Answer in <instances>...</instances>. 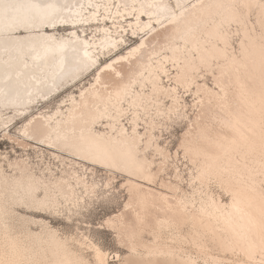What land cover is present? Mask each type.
Listing matches in <instances>:
<instances>
[{
	"label": "snow or ice",
	"instance_id": "6c2138e0",
	"mask_svg": "<svg viewBox=\"0 0 264 264\" xmlns=\"http://www.w3.org/2000/svg\"><path fill=\"white\" fill-rule=\"evenodd\" d=\"M71 7L56 0H0V51L9 57L6 72L13 60L28 67L29 59L40 71L23 84L13 83L8 75L0 89V109L18 110L21 88L32 104L93 71L96 83L90 92L95 102L84 120L93 127L87 129V136L82 130L79 138L74 129L71 137L58 129L52 146L91 160L105 171L89 182L86 175L72 174L68 168L37 167L23 153L15 161L10 154H0V264H200L191 252L175 247V240L143 250L138 241L156 235V228L161 233H183L189 216L193 225L211 219L209 208L215 201H207V193L201 191L197 208L196 189L207 184L208 191H213V178L222 174H227L231 198L224 206L225 218L229 224L242 223L226 233L206 231L194 246L212 253L204 264H264V0H152L142 4L135 17L131 35H140L138 47L130 48L127 55L116 51L124 40H112L109 34L98 52L90 54V43L79 41L84 55L65 77L69 44L45 30L86 23V19L77 21L62 14ZM140 15H147L148 23L142 25ZM148 47L155 58L149 56L137 64L143 61L137 54ZM105 54L109 59L101 61L100 55ZM52 62L59 63L61 73L49 77L41 65ZM205 94L209 105L214 104L221 114L216 120L219 127L210 130L209 142L219 149L212 159L228 161L224 167L201 162L199 152L190 156L185 141L174 136L188 117L186 98L200 97L198 103L203 104ZM105 120L106 127H119L123 144L119 153L102 147L105 137L93 131ZM32 124L29 120L24 125L22 135L29 141L49 143L47 127L29 131ZM4 138L9 139L6 133ZM12 139L13 149L17 144L24 146L20 137ZM180 165L191 166V176H181ZM165 174L169 179L162 184ZM142 182L160 184L177 194L186 189L187 194L180 199L164 197L169 215L160 219L154 214L155 204L138 196ZM40 234L49 236L54 246L32 243Z\"/></svg>",
	"mask_w": 264,
	"mask_h": 264
},
{
	"label": "bare ground",
	"instance_id": "6f19581e",
	"mask_svg": "<svg viewBox=\"0 0 264 264\" xmlns=\"http://www.w3.org/2000/svg\"><path fill=\"white\" fill-rule=\"evenodd\" d=\"M56 2L60 4H68L70 6H74V7H71L69 10H65L62 13L64 16H67L70 19L75 18L77 21H79L80 19L87 20L86 23L76 22V23L58 24L55 29L45 30V34L54 35L58 39H62L68 42L69 44L68 59L63 65V73L65 74V77H66L67 75L71 74L72 67H73L75 60L78 58H82L84 55L83 45L80 44L79 41H85V40L88 41L91 45L88 48L89 53L90 54L97 53L98 46L101 45L102 41H105L108 38L109 34H111L112 40H118L117 36L114 35V33L117 32V29L112 30L111 27L107 25L106 18L110 20L114 28H116L117 26L123 27V25L121 24V20L124 19L125 14L126 15L132 14V17L130 20L127 21L126 19H124V21H127L128 25H131L132 26L131 28H134L136 26L135 17L137 14L140 13V6L142 4L151 3L152 0H56ZM192 2H195V0H192ZM90 4L99 5L100 7L98 9L89 8L88 5ZM80 5H84V8H80ZM133 6H135V12H133ZM94 12H98L99 14L97 16H93ZM77 13H79V15H77ZM145 16H146V19L144 18ZM133 19L134 21H132ZM140 21L142 25L148 23L147 15H140ZM98 22H100V25H97L95 27L96 32L94 31L93 34H91L90 36H87L85 33V29L83 27L84 26L89 27L93 24L94 25L97 24ZM60 26L66 27L65 34L59 33L58 28ZM153 27L159 30L158 25L155 26V24H153ZM79 28L81 29V34H79L78 32ZM72 33H75L76 35L72 36ZM119 37L120 39L122 38L121 35H119ZM150 39L151 37H149V40ZM145 43H147V41H145ZM138 46H139V42L129 46L128 48H126L127 50L123 54L127 55V52L130 48L138 47ZM157 51H159V49H157ZM137 55H141L143 57V61H138L137 64L141 62H146L149 56H153L155 58V54L151 51L150 47L141 50V53H138ZM8 59L9 57L4 52L0 51V89L5 87L4 82L7 79L8 75L12 76L13 83L19 80L21 84L28 81L30 77H32L33 75H37V76L40 75V71H38L37 69L33 67V62L31 61V59L27 61L28 67H25L22 61L13 60L12 67L6 72L5 61H7ZM41 70L47 76L51 77L53 73L58 74V75L61 73V66L59 65L58 62H52L50 64H42ZM91 73H93V71L84 73L79 78L75 80H71L66 84H63L58 90H54L52 95L56 94L57 92L63 89H67L70 86L80 83L82 79H84L87 75ZM57 83H59V80H57ZM95 83L96 81L94 79V75L92 74V80L91 82H89L87 86H82L79 89V93L76 96L72 94L69 95V98L67 99L66 107L64 108V110L62 109V106L59 105L51 113L45 114V113L40 112L38 115H32L29 118V120L33 121V124L29 126L28 130L31 131L33 127H45L46 126L48 129V132H50L51 135L49 137L50 142L44 143V145L49 150L56 149V150L61 151L60 147L52 146L53 143L57 142L56 133L58 129L61 130L63 133H66L70 137L73 136V129H74L75 138H79L82 130L84 131V135L87 136L88 135L87 129L93 126L91 124L85 125L84 120L87 119V113L91 110L95 102L94 96L90 92V89ZM51 84H52V81L51 79H49L48 86H51ZM208 87L211 88L209 85ZM20 91H21L22 106L18 110L12 109V111L16 112V114L19 111L27 109L34 103L33 102L32 104H28L27 92L23 88H21ZM82 92L85 94L83 100L81 99ZM100 92L102 95L104 94V90L102 88L100 89ZM232 99H233V92L230 90L229 100L231 101ZM41 100H45V99H41ZM199 100H200V97H197L193 103V105L197 106L198 111L196 115L194 116V119L190 120V122L187 124L188 127L185 130V132L182 134L181 140L185 141L186 145L191 149L190 156H195V154L199 152L201 153L200 157H202L201 162H207L211 164L213 167H218V166L224 167L228 164V161L223 158H221L219 161L212 159V157L219 154V149L215 145L209 142L210 130L212 129L213 125L216 124V120L219 118L221 114L219 113V110L216 108L214 104L211 106L209 105L207 94H205L203 97V101H204L203 104L198 103ZM85 105H87L88 107H85ZM5 110H8V109H0V125L2 126L7 122L12 121L14 117L13 115H7L3 117V114H4L3 111ZM6 117L7 119H5ZM29 120L24 125L28 124ZM108 123L109 122L105 120L101 123L96 124L93 128V131L105 137L104 140L102 141V147H104L109 152L116 154V153H119L123 148L122 137L119 132V127L117 126L114 130L112 127H106ZM98 125H103L104 130L96 129ZM5 130H7V136H8L9 130L6 128ZM23 132H24V127L22 129V133ZM35 141H38V140H35ZM36 143H39V141ZM24 145L27 146L29 145V143L24 141ZM205 154H206V157H205ZM56 157H59V155L56 154ZM74 157H75L74 159L81 158L78 155ZM83 160L91 162V160H88V159H83ZM76 163H78L76 160H70V162L67 164L72 174H79L75 170V167L73 166ZM64 169L66 168H63L62 170ZM79 175H84V174H79ZM220 179L224 183V191L227 194V189L229 187V184L227 182V174H222ZM161 183L166 184L164 180H161ZM181 193L183 194V189L181 190ZM205 193H207L205 197L207 201L210 202L213 199L215 201V203L212 204L209 208L211 219L205 218V221L203 224H201L197 220L195 225H193L191 223V216H189V227L187 230L188 232L185 231L186 233L183 232V233H179L178 235H176L180 239L187 241L193 246L197 242L200 241L201 239L200 234L206 231H209L211 229H220L222 230V232L226 233L230 227H239L240 223H242L240 221L233 220L232 224H229L228 220L225 218L226 213L224 211V206L229 205L231 203L230 197H228L229 198L228 201L225 202L221 199L220 195L214 194L213 192L208 191V190L205 191ZM138 196L146 197L150 204H155L156 209L154 211V214H158V217L160 219H164L167 215H169V213L167 212V205L164 203V199H163L164 197L176 196L177 199L183 198L181 194H177L176 192H172V194H167L162 191H158L148 185H144L143 191L138 193ZM199 199H201V195L199 196ZM199 207H200V204H198L197 208ZM155 231H156V235L151 237L150 242L152 244L150 243L149 245L153 246L154 244L156 246L157 244V246H162L163 241L162 240L159 241V239L161 238V232L159 228H156ZM217 234L219 235L221 233L218 232ZM38 243H39L38 247H44V248L50 249L51 247L54 246V242L46 234L44 237H41L38 239Z\"/></svg>",
	"mask_w": 264,
	"mask_h": 264
},
{
	"label": "rangeland",
	"instance_id": "374dc122",
	"mask_svg": "<svg viewBox=\"0 0 264 264\" xmlns=\"http://www.w3.org/2000/svg\"><path fill=\"white\" fill-rule=\"evenodd\" d=\"M129 17V18H128ZM132 17L131 15H126L124 19H126L127 21L130 20ZM146 19V16L144 17ZM121 20V24L123 25V27H116L114 28L110 22V20H108L106 18V23L108 26L111 27L112 30L117 29V32L114 33V35L117 36V39H120L119 35L122 36L121 39L124 40V43L119 45V47L116 49V51H120L122 53H124L129 46L139 42L140 40V35L137 36H132L131 32L133 30V28L129 27L128 22ZM134 21V19L132 20ZM97 25H100V22H98L97 24H93L91 26H84L83 28L85 29V33L87 36H90L91 34H93V32L95 31V27ZM156 26V25H155ZM65 26L62 27L60 26L59 29V33L60 34H65ZM135 28V27H134ZM123 30V31H121ZM79 34H81V29H78ZM96 32V31H95ZM98 33V31H97ZM109 59L108 55H100V60H106ZM92 74L87 75L84 79H82V81L76 85L70 86L67 89H63L59 92H57L56 94L51 95L48 99L46 100H39L38 102H34L30 107H28L27 109H24L22 111H19V114H16V112L12 111V110H5L3 111V117L7 116V115H13V120L7 122L8 123V127L6 129L9 130V139H7V141H5L4 138V134H7V130H5L4 125H0V154H10L11 158L13 161H15L17 158L20 157V154L23 153V158L29 160L33 165L39 167V165H44L45 168L49 167V165L56 167L58 166L61 170L63 168H68L67 164L70 162V160H76L78 163L74 164L73 166L75 167V170L79 173V174H84L88 177V181L91 182V180L93 178L98 179L99 178V174L102 171H105L101 165L99 164H93L92 162L83 160V159H74L75 157L65 151L62 152L56 149H48L44 144L36 143L38 141L35 140H31L29 141L28 139H26L23 135H22V129L24 127V124L29 120V118L32 115H38L40 112L48 114L53 112L59 105L62 106V109L64 110V108L66 107V103H67V99L69 98V95L72 94L74 96H76L79 93V89L82 86H87L89 84V82H91L92 80ZM211 87V83L209 82L208 84ZM196 99H193L191 95H189L186 98V103L188 105L187 108V113H188V117L185 121L182 122L183 125V130L181 131V126H177L176 130L174 131V136H178L179 139L181 140V136L182 134L185 132V130L188 127V123L190 122V120L194 119V116L196 115L198 108L197 106L193 105L194 101ZM15 114V115H14ZM216 127H219L218 124H215ZM2 126V127H1ZM214 126V125H213ZM213 128V127H212ZM96 129L98 130H104L103 125H98L96 127ZM5 131V132H4ZM14 137H20L21 139H23L24 141H26L27 143H29V145H24L23 147H21L19 144L16 145V149L12 148V144H13V140L12 138ZM26 146V147H25ZM30 146V147H29ZM29 147V148H28ZM176 147H179V141H176ZM5 149H8L9 152H6ZM18 149V150H17ZM54 153V154H53ZM56 154L59 155V157H56ZM55 155V156H54ZM172 155L173 157L176 156V150L175 147L172 148ZM180 159L183 160V152L180 153ZM200 159L202 160V157H200ZM66 165V166H65ZM3 166V155H0V167ZM69 169V168H68ZM70 170V169H69ZM180 172H181V176H185V174L187 173V176H191L192 174V167H188L187 169H185V167L183 165H180ZM175 170L171 171V178L173 179V182H175ZM187 178V177H186ZM169 179V176L167 174L164 175L163 180L165 182H167ZM144 185H148L158 191H162L164 193L167 194H172V192L169 191V189L167 188H161L160 184H152L149 185L146 182H142ZM213 192L214 194L220 195L221 199L225 202L228 201V195L225 193L224 191V183L222 182V180L219 178H213ZM208 190V185L205 184L203 186V188L201 189V187L199 186V184L197 185V189H196V207L199 204V196L201 195V191L205 192ZM179 194H181L183 197L187 194V190L183 189V194L180 192ZM40 217H37V219H39ZM39 230L36 228V226H33V232L37 233ZM188 232V231H187ZM186 233V232H185ZM178 234L173 233V234H169L168 232H163L161 233V238L159 239V241H163L162 246L163 245H167L170 242H172L173 240H175V247L180 248L183 247L184 249H186L187 251L191 252L197 259H199L200 264H204L205 260H210L212 257V253L211 252H201L198 248L194 247L192 244L188 243L185 240L180 239L178 236H176ZM45 234H40L38 236H34L32 239V243H34L37 247H38V239L41 237H44ZM144 241H138V243L141 246V250L144 249L145 246L150 247V248H155L156 246L153 244V246L149 245L151 242V238H149L147 235H145ZM152 244V243H151Z\"/></svg>",
	"mask_w": 264,
	"mask_h": 264
}]
</instances>
